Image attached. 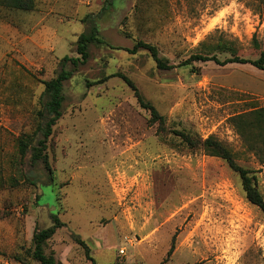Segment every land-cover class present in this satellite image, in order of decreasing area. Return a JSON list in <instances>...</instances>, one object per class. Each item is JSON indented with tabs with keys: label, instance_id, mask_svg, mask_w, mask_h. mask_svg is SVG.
Listing matches in <instances>:
<instances>
[{
	"label": "rangeland",
	"instance_id": "1",
	"mask_svg": "<svg viewBox=\"0 0 264 264\" xmlns=\"http://www.w3.org/2000/svg\"><path fill=\"white\" fill-rule=\"evenodd\" d=\"M97 26L104 45L65 83L63 117L47 154L52 173L22 157L45 104L44 84L78 58ZM238 57L264 51V0H37L0 7V264H40L34 236L65 224L45 245L58 264H264V215L241 177L205 142L256 171L264 195V145L234 122L264 108V71L193 62L222 41ZM143 41L173 66L162 70ZM210 51V52H208ZM130 79L137 92L122 78ZM179 133L196 142L192 146ZM261 139V138H258ZM264 139V138H263ZM84 243V244H83ZM173 249L169 256V251ZM121 251L125 253L122 254Z\"/></svg>",
	"mask_w": 264,
	"mask_h": 264
},
{
	"label": "trees",
	"instance_id": "2",
	"mask_svg": "<svg viewBox=\"0 0 264 264\" xmlns=\"http://www.w3.org/2000/svg\"><path fill=\"white\" fill-rule=\"evenodd\" d=\"M36 1L37 0H0V7L11 11L30 12L35 10ZM104 44L105 42L100 38L99 29L97 26H93L89 33H84L79 38L77 51L80 57L76 59L65 57L63 59V68L57 77L49 81H42L45 87L43 97L45 98L46 102L43 106V110L39 112L40 124L37 128V131L33 135H23L20 138L19 152L22 157H25L29 152H31L32 163L34 165H38L40 163L43 164L49 173H52V169L47 154L48 142L53 135V128L63 117L64 103L66 101L64 90L65 83L71 80L74 76L73 71H68L65 69V65L66 63L71 62L75 68H78L86 64L91 58V46ZM140 50L148 51L156 61L159 69L170 70L173 68V66L170 65L167 60L160 57L159 49L156 46L140 41L130 52L132 54H136ZM211 50H214L215 52L220 51L222 53H231L232 56L226 58L224 61H221L217 55L198 54L192 56L183 65L188 66L193 62H214L220 66H226L228 64H251L259 70L264 71V51H262L258 60H246L237 56L234 44L227 40L222 41L218 47ZM122 78L127 82L128 85L136 90L140 103L144 108L151 110L153 119L157 120L162 118L155 107L145 103L144 99L139 95L134 83L125 76ZM234 122L236 123L238 131L244 138L247 140H250L252 137L255 138L254 140L250 141L251 147L252 149L256 150V153H261L260 144L264 145V108L253 111L249 115L237 116L234 118ZM179 134L187 143L191 144L192 146H198L194 145L196 142L191 138V136L184 133ZM203 145H205L207 149L210 150L213 156H218L225 160L229 167L241 177L242 186L248 201L251 204L257 206L264 215V195L258 188L256 171L248 170L238 165L232 153L222 144L213 139L208 140ZM261 164H264V161H261ZM63 227H65V224L58 216H54V224L52 227L41 230L35 234V250L33 257L40 264H58L55 257L48 256L45 253V245L54 237L56 232ZM173 249L174 248L172 247V249L169 251V256L172 254ZM90 260L92 261V264H96L93 258L90 257Z\"/></svg>",
	"mask_w": 264,
	"mask_h": 264
},
{
	"label": "built area",
	"instance_id": "3",
	"mask_svg": "<svg viewBox=\"0 0 264 264\" xmlns=\"http://www.w3.org/2000/svg\"><path fill=\"white\" fill-rule=\"evenodd\" d=\"M122 252V254H124L125 252L124 251H121Z\"/></svg>",
	"mask_w": 264,
	"mask_h": 264
}]
</instances>
